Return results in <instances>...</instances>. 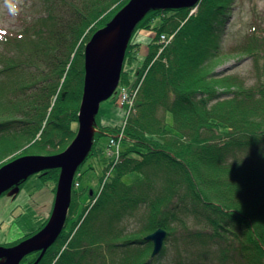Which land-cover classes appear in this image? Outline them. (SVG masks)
<instances>
[{
	"label": "trees",
	"instance_id": "obj_1",
	"mask_svg": "<svg viewBox=\"0 0 264 264\" xmlns=\"http://www.w3.org/2000/svg\"><path fill=\"white\" fill-rule=\"evenodd\" d=\"M128 1L41 0L35 15L20 18L19 29L2 32L0 162L8 156L59 154L71 144L83 95L86 43L93 27H105ZM232 1L201 0L194 14L190 8H148L140 16L126 46L138 29L154 30L153 41L161 34L174 36L159 54L154 44L136 67L137 90L125 125L105 129L124 134L118 161L108 166L107 181L80 225L62 230L59 246L49 247L40 264L55 258L54 264H149L152 244L145 237L157 228L172 236L170 219L185 226L183 215H193L196 224L183 227L182 234L188 245L194 243L187 258L192 264H264V70L259 65L264 28L254 23L242 42L221 49L220 26ZM163 11L170 13L156 24ZM124 56L123 66L132 63L133 53ZM233 57L253 59L261 70L256 83L215 73ZM121 72L122 83L130 84L128 71ZM94 118L99 127V113ZM96 132L75 172L64 228L85 193L74 187L81 179L78 171L97 158ZM132 173L137 178L125 183ZM32 176L56 195L60 169L14 185ZM142 204L149 221L131 231L119 227L124 214ZM95 209L107 226L88 224ZM28 258L23 263L31 264Z\"/></svg>",
	"mask_w": 264,
	"mask_h": 264
},
{
	"label": "rangeland",
	"instance_id": "obj_2",
	"mask_svg": "<svg viewBox=\"0 0 264 264\" xmlns=\"http://www.w3.org/2000/svg\"><path fill=\"white\" fill-rule=\"evenodd\" d=\"M40 2L41 0H23L20 6L21 11L19 13V16L12 18L7 14V9L3 7V0H0V35L4 31H7L6 33H8L11 32L13 29H19L17 27L19 26L20 18H22V16L25 15H30V14L35 15L37 13V10H35L34 7L36 4ZM192 9H194L192 12L194 14L197 12L198 6L196 8L193 7L190 8L189 11H191ZM168 12L169 11H163L162 13H160V18L158 19V21H155V23L157 24L161 19L167 17L169 15ZM189 14H191V12ZM28 18L30 19L31 17ZM223 18H224L223 24H221L220 32H219L220 48L226 49L228 47H232L242 42L244 36L247 34L249 30V27H251V25L254 26L253 25L254 23H258L261 28H264V0H233L231 5L228 7V10L224 14ZM145 24L146 23H144V25ZM93 28H94V32H91V35L99 30L96 27ZM135 28L136 25L134 29ZM155 36H156V32L154 30L138 29V31L130 41L131 44H129V46H126L124 51V55H126V53L128 54L133 53L134 55L132 63L130 62L131 64L130 63L125 64L122 68L123 70L128 71V77L130 78L131 83L130 84L122 83L124 81V78L121 72V76H120L121 82H119V86L121 87V90L117 87L113 92V94L108 99L100 103L98 119L100 120L99 127L102 128H99L96 125L97 123L94 118V115L96 114H94L89 120L88 131L92 141H93L92 135L95 134L97 129L99 130L103 129V130L101 134L99 132H96L99 143L97 145L98 148H97L96 160H94L93 162L92 160L87 161L83 166L80 167L78 171V174L81 176V179L78 180L79 181L77 182L78 185L75 183L74 187L78 189L79 192L84 191L85 193L82 194V197L78 204V208H76L78 210L77 214L71 215L72 218H74V220L67 223L65 228L64 226L62 228V230L63 231L65 230L66 233L71 231L74 222L76 224L75 226L76 228L80 225L85 214L84 213L85 209L88 208L86 212L90 210V208L92 207V203L96 201L97 197L100 195L101 190L103 189L107 181L106 177H108L109 175V171H107L109 169L108 166L110 165L113 166V161L115 156L118 154L120 155L122 151V138L124 134L122 136L119 134L117 135L116 133H112L108 131L109 129L108 130L105 129L106 127L115 129L121 125L123 126L125 125V120L128 112L126 107H129V109L131 108L130 95L135 96V90L137 89V86L136 87L134 86L136 82L135 81L136 79H134L136 67L138 66V64H140V61H142L145 58L151 47L157 45L159 47V50L162 51L164 49L160 43L161 37L153 41ZM169 36L172 37V34ZM159 52L160 51H158V54ZM156 56L154 59H156ZM259 65L260 67H263L262 69L264 70V58H259ZM260 72L261 70L259 71L258 69L255 68V63L253 59H251L250 57L230 58L228 61L219 65L215 69V73L218 76L236 75L237 77H239V79H242V81L245 82L246 85L248 84L252 85L256 83L257 76L260 74ZM261 75L264 76V71L261 73ZM122 88H127V90L129 91L128 92L129 95L126 94V97H129V99L125 103H121L120 101V97L122 98L124 97V91ZM62 95L64 96V93ZM218 97L220 99H224L227 98L228 96L218 95ZM79 112H80V108H79ZM78 117H79V113H78ZM71 127L72 129H74V131H76L75 135H77L79 130V121L73 123ZM221 129L225 130L226 128L221 127ZM112 139L116 140V143L115 142L113 143ZM11 157L12 156H8L6 159L2 160V162H0V167L12 161ZM136 178H137V174L132 173L129 175L128 178L125 179V183H130L134 181ZM58 185H59V181L57 183V191H58ZM50 188L51 187L48 186V183L42 182L37 176H32L28 178L22 184V186L13 185L0 194V245L1 246H4L5 244H8L10 242L19 239L22 240L23 238L24 240H22L21 242H24L29 238L33 237L34 235H36L37 233H39L41 231V230L39 231L41 227H43L44 225L45 226L48 225V223L50 222L51 218L54 215L55 208L57 209L56 207L57 193L54 196ZM144 206H145L144 204L138 205L134 210H131V215H134V217L131 215L128 216L124 214L125 217H123L122 221L119 223V227H121L123 230L131 231L133 229H138L139 227H141V224L143 225L144 223L146 224L149 221V219L147 218L146 208ZM68 211H67V215L69 213ZM141 217L143 218L142 222L135 221L136 219L138 218L140 219ZM182 218H184L185 220L183 221L185 226H182L179 220L170 219V224L174 228L173 235L170 237H167L166 235L163 241L164 247L162 246V249L160 250L159 254L155 255L154 257L151 256L149 264H192L191 262L188 261L187 258L190 259V257L192 256L191 249H193L194 247H192L191 249L189 247L193 246L194 243L188 245L186 242L188 241V239L182 237V234L185 230L183 229V227L192 228L196 224L195 223L193 224V215L190 216L183 215ZM89 220L90 221L88 222V224H91V226L95 225L96 228H100L101 226H107L103 222V218L101 217V212L97 209L93 210L90 213ZM114 225L115 223L113 222L111 226ZM179 230H182V232L179 233ZM74 232L75 229L70 233V238L73 236ZM31 233L32 236H30ZM58 237L50 246L53 245V247L56 246V248L59 246L58 243H56ZM70 238L67 240V242H65L66 245L64 244L62 249L67 248L66 246L70 242ZM102 248L104 249L103 251L107 250V248L104 246ZM185 249H188V251H185ZM114 251L117 252V247L114 248ZM152 251H153V246L151 250V255H152ZM41 253H42V249H36L26 254L23 258H21L20 262L22 263L24 259L29 257L30 258L29 262L33 264L35 261H37ZM33 255H35L34 258H32ZM44 255L45 252L42 258L37 262V264L42 263V260L45 257ZM106 255H108V253H106ZM3 261L4 260L0 259V264H2ZM55 261L56 258L55 260H53L52 264H54ZM20 262L19 264H21Z\"/></svg>",
	"mask_w": 264,
	"mask_h": 264
},
{
	"label": "water",
	"instance_id": "obj_3",
	"mask_svg": "<svg viewBox=\"0 0 264 264\" xmlns=\"http://www.w3.org/2000/svg\"><path fill=\"white\" fill-rule=\"evenodd\" d=\"M200 0H130L122 10L102 29H99L85 46L84 51V86L79 112V130L73 142L63 152L54 155H23L13 159L0 167V194L13 186L21 179L35 175L41 171L59 168L60 178L56 198L57 225L48 235L46 242L27 250H18L28 242H32L42 236L49 225H46L39 233L21 242L15 247L0 245V259L2 264H19L26 254L42 249L37 262L42 258L46 249L56 240L67 218V211L71 201V187L75 172L91 148V138L88 131L90 118L98 113L99 104L108 99L120 82L124 51L131 32L138 18L148 8L181 9L190 8ZM118 29L115 41V56L113 64L106 70L95 66L90 57V47L101 34ZM54 211V213H55ZM52 219V218H51ZM51 221V220H50ZM167 235L166 230L156 229L145 237V240L153 244L152 257L157 255L163 246Z\"/></svg>",
	"mask_w": 264,
	"mask_h": 264
},
{
	"label": "bare ground",
	"instance_id": "obj_4",
	"mask_svg": "<svg viewBox=\"0 0 264 264\" xmlns=\"http://www.w3.org/2000/svg\"><path fill=\"white\" fill-rule=\"evenodd\" d=\"M100 29H102V28H100ZM117 31H118V29L116 28L112 31L105 32V33L101 34V36H99L97 38V40L94 42V44L91 45L90 57H91V60L95 66L106 70L113 64L114 56H115V41H116ZM87 43H86V45H87ZM99 106H100V104H99ZM127 111H128V113H130L131 110H127ZM98 113H99V110H98ZM117 161H118V157H115L114 162H117ZM56 225H57V221H56V211H55V213H54V215H53V217H52V219H51V221L47 227V230L42 234V236L40 238L32 241V242L26 243L25 245L20 247V249H18V250H27L30 248H34V247L43 245L46 242V239H47L48 235L50 234V232L53 229H55ZM49 247H51V246H49ZM46 251H45V253H46Z\"/></svg>",
	"mask_w": 264,
	"mask_h": 264
},
{
	"label": "clouds",
	"instance_id": "obj_5",
	"mask_svg": "<svg viewBox=\"0 0 264 264\" xmlns=\"http://www.w3.org/2000/svg\"><path fill=\"white\" fill-rule=\"evenodd\" d=\"M23 0H3V7L7 9V14L15 18L21 11V4Z\"/></svg>",
	"mask_w": 264,
	"mask_h": 264
},
{
	"label": "built area",
	"instance_id": "obj_6",
	"mask_svg": "<svg viewBox=\"0 0 264 264\" xmlns=\"http://www.w3.org/2000/svg\"><path fill=\"white\" fill-rule=\"evenodd\" d=\"M171 36H167V35H162L161 36V39H160V43L165 46L168 44V42L171 40ZM123 91H124V97H120V101L121 103H125L128 101L129 97H126V94H128V91L126 89L123 88ZM129 95V94H128ZM130 103H131V106L133 105V96L130 95ZM113 140V143L115 142L116 143V140L112 139ZM119 155V154H118ZM118 155H116L115 157H118Z\"/></svg>",
	"mask_w": 264,
	"mask_h": 264
},
{
	"label": "flooded vegetation",
	"instance_id": "obj_7",
	"mask_svg": "<svg viewBox=\"0 0 264 264\" xmlns=\"http://www.w3.org/2000/svg\"><path fill=\"white\" fill-rule=\"evenodd\" d=\"M30 260V258H28V261ZM21 263V262H20ZM21 264H24L23 262Z\"/></svg>",
	"mask_w": 264,
	"mask_h": 264
}]
</instances>
